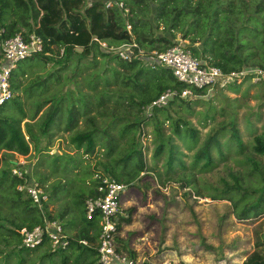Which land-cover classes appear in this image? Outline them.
Masks as SVG:
<instances>
[{
    "label": "trees",
    "instance_id": "1",
    "mask_svg": "<svg viewBox=\"0 0 264 264\" xmlns=\"http://www.w3.org/2000/svg\"><path fill=\"white\" fill-rule=\"evenodd\" d=\"M120 1L128 8L126 18L117 6L105 7L103 0H0V28L4 29L2 36L7 38L21 32L23 38H27L28 34L34 32L41 39L43 51L48 50L52 54L46 57L34 53L29 57L38 56L42 60L50 59L55 64L59 63L56 71L60 72L71 58L90 59L87 64L79 66L73 76L69 74L64 76L71 81L73 87L76 82L80 91L72 92L70 95L62 130L68 133V142L73 147V151L79 152L83 159L90 161L101 151L92 169L94 180L87 182L89 187L86 192L76 196L75 205L80 207L79 220L76 223L59 221L65 233L67 227L75 229V233L71 235L66 233L68 245L65 248H51L44 241L32 249L21 247L18 230L21 227L31 228L41 223L42 214L26 191L16 189V184L22 180L11 173V168L16 166L11 157L14 153L28 154L30 143H33L37 156L40 153L52 156L49 152L53 145L50 139L54 135L51 133V128L63 109L64 96L52 95L55 97L52 98L51 95L48 96L49 92L47 96L43 95L49 85L46 82L48 75L37 79L36 77L43 75L37 74L28 80L31 77L29 76L27 80L19 83L17 88L22 86L28 95L27 90L30 87L36 83L41 86L35 101L30 100L34 109L28 114L23 106L22 96L15 94L10 83L13 95L9 100L12 103L7 100L0 104V197L9 204L14 214V218H7L5 223L0 224V229L4 232L2 241L10 249V252L3 254L0 248V257L3 256L4 260L13 254L17 257L16 264H21L24 260L23 253H35L41 249L38 264L43 261L48 264H99L96 251L99 217L96 212L91 218H86L84 212V200L97 195L94 175H107L117 182L131 186L139 180L140 174L151 171L152 168L145 163L140 141L141 127L146 123L153 125V158H157L163 152L167 154L164 171L166 175L174 172L175 165L185 168L178 156L181 152L172 142L174 137L182 140L188 149L193 147L197 139V128L191 126L190 122L179 113L188 111L191 100L174 97L167 105L154 108L149 116L140 118L143 107L163 90L169 87H183L175 80L169 67L157 61L150 64L148 63L150 58L147 56L130 60L120 59L116 52L101 48L92 39L93 36L106 41L109 45L134 42L147 55L152 50L164 51L174 44L176 34H180L181 38L187 39V47L193 55L210 65L219 67L224 72L252 67L264 69V0H257L254 7L247 6L250 0H240L241 6L236 5L235 0ZM126 21L130 25L129 32L125 28ZM98 58L105 67L102 72H87L82 81L71 80L76 73L84 72L94 66ZM112 59L122 69L130 70L129 73L125 74L121 70L109 67L108 61ZM14 67L11 69L10 78ZM110 69L116 74L124 73V77L135 78L134 87L139 97L134 103L138 113L136 121L122 125L120 116H108L109 108L104 105L105 90L111 88L113 83L105 76L97 78L96 72L106 74ZM45 70L46 68L42 72ZM31 80H36V83L31 84ZM98 83H101L103 92L99 90ZM83 85L87 90L82 89ZM237 87L238 84L231 85V92H237ZM98 91L101 98L95 101L94 95ZM194 92L202 93L204 90H194ZM27 95L25 96L29 99ZM172 107H176L174 113L170 112ZM93 108L96 110L95 113ZM25 117L27 120L23 123V130L21 120ZM106 117H109V121L103 124V119ZM165 122L168 126L167 134L163 132ZM206 125L204 119L202 126ZM228 125L229 128L221 124L207 132L193 153L191 168L197 167L199 171H209L213 168L215 163L212 149L220 150L222 131L230 133L226 141L231 140L239 149L243 148L244 144L235 122L231 121ZM138 127L140 132L132 133ZM119 139H123L120 146H118ZM250 149L264 159V131L253 136ZM67 155L73 159L71 153L68 152ZM60 156L61 154L57 153L53 157ZM3 163L5 166L2 168ZM21 168L23 169V165ZM184 180L186 183L183 187H187L189 178ZM36 182L43 184L41 178ZM230 191H236L234 199L230 197ZM250 195L251 192L242 188L235 178L233 185H226L221 192L213 194L212 198L232 200L236 218L245 220L264 213V184L255 198ZM47 205L46 200L43 202L45 216L55 219L47 210ZM16 209L18 212H15ZM131 210L127 208L125 214L116 216L117 231L122 223L130 222ZM67 212L63 210L59 213V217L62 218ZM80 239L86 240L88 245H81L78 242ZM253 245V250L241 264H264V232L260 236L256 234ZM128 252L132 258L135 256L131 250Z\"/></svg>",
    "mask_w": 264,
    "mask_h": 264
},
{
    "label": "rangeland",
    "instance_id": "2",
    "mask_svg": "<svg viewBox=\"0 0 264 264\" xmlns=\"http://www.w3.org/2000/svg\"><path fill=\"white\" fill-rule=\"evenodd\" d=\"M256 1L250 0L247 6L254 7ZM241 3L240 0H235L236 5L241 6ZM89 61L88 58L79 60L71 58L62 69L65 71L61 73L56 71L59 63L55 64L50 59L42 60L38 56H33L20 60L10 78L14 92L22 96L23 106L28 114L34 109L31 101H35L38 97L41 86L36 83V80H31V84L36 83V85L27 90L28 95L22 86L17 88V85L27 80L29 76L31 77L28 80L37 74H43L36 77L37 79L48 75L46 82L49 85L43 95L47 96L49 92L48 96H64L63 109L51 128V133L54 135L50 139L53 145L49 152L52 156L40 153L38 155L40 159H38L33 143H30L28 154L14 153L11 157L14 164L23 162V169L28 178L31 177L36 181L39 178L42 179L41 186L47 195V210L61 223L68 221L76 223L79 220L80 207L75 205L76 196L86 192L89 187L87 182L94 180L92 169L95 167L96 158L101 154L99 151L100 154L90 161L83 159L79 152L73 151V147L68 142V133L62 130L70 95L72 92L80 91L74 80L82 81L87 72H102L105 67L102 60L98 58L94 66L71 77L74 87L64 76L67 74L73 76L79 66ZM108 66L121 70L125 74L130 71L122 69L113 59L108 61ZM44 68L46 70L42 72ZM96 73L97 78L105 76L113 83L111 88L105 90L104 105L109 108L108 116H120L122 125L136 121L138 113L134 103L139 97L134 87L135 78L124 77V73L116 74L111 69L106 74ZM231 85L233 84L222 88L215 87L213 90L197 93L196 96L184 97L185 100H191L188 104L189 109L187 112L179 113L198 130L197 139L191 149H188L186 144L177 137L172 140L181 152L178 156L185 168L175 165L174 172L166 175L164 171L167 154L163 152L157 158H153V125L146 123L143 126L149 134L143 156L146 165L152 170L140 174L139 180L127 187L125 198L120 200V208L123 214L126 213L127 208L132 209L130 222L122 223L115 236L117 251L132 258L128 252L131 250L134 252L133 258L137 264H241L253 250L256 234L260 236L264 232V213L256 218L240 220L236 218L232 200L212 198L213 194L221 192L226 185H233L235 178L242 188L251 192L250 196L253 198L259 194L264 184V159L250 149L253 136L264 131V82L254 84L249 80L244 81L238 84L237 92H231ZM98 86L103 92L101 83H98ZM82 89L87 90L84 85ZM99 93L100 91L95 93V101L100 100ZM52 98L55 97L52 96ZM7 102L12 103L11 100ZM175 109L176 107H172L170 112L174 113ZM93 110L95 113L96 110L94 108ZM143 117L141 110L140 118L143 119ZM204 119L206 126H202ZM26 120V117L21 120L23 130V123ZM108 121L109 117H106L103 119V124ZM231 121H234L238 128L244 144L243 148L239 149L231 140L226 141L230 133L222 131L220 150L212 149L215 163L213 168L209 171H199L197 167L191 168L193 153L207 132L221 124L229 128L228 123ZM139 132L138 127L132 133ZM163 132L168 133L166 122ZM122 142L123 139H119L118 146ZM56 146L59 148L60 157H53L58 153ZM68 152L73 155V159L68 157ZM4 166V163L1 164L2 168ZM94 170L100 172L98 169ZM186 178H189V184L183 187ZM235 194L236 191L229 192L232 199L235 198ZM63 210L68 212L60 218L59 213ZM15 212H18V209ZM7 218H14V214L9 204L0 197V224L5 223ZM3 233L0 229V248L3 254H7L10 249L2 241ZM66 233L71 235L75 233V229L67 227ZM41 251L39 249L35 253H23L24 260L21 264H38ZM2 257H0V264L17 263V257L13 254L6 260ZM41 264L48 263L43 261Z\"/></svg>",
    "mask_w": 264,
    "mask_h": 264
},
{
    "label": "built area",
    "instance_id": "3",
    "mask_svg": "<svg viewBox=\"0 0 264 264\" xmlns=\"http://www.w3.org/2000/svg\"><path fill=\"white\" fill-rule=\"evenodd\" d=\"M105 7L117 6L122 10L125 18L128 8L120 0H103ZM125 28L129 32L130 25L126 21ZM4 29L0 28V52L4 63L0 64V104L9 100L13 91L10 86V72L17 61L27 58L32 54L50 56V51H43L42 42L34 32L23 38L21 32H17L10 37H3ZM92 39L106 50L116 52L117 56L123 60H130L138 57H149L152 63L157 61L159 64L169 67L175 80L183 85L181 88L169 87L143 107L144 116H149L154 108L167 105L168 101L174 97L196 96L194 90H213L215 87L222 88L228 84H241L249 80L250 83L264 82V69L260 67L240 68L238 70L222 71L219 67L210 65L202 61L191 53L187 47V39L181 38L176 34L175 42L164 51L152 50L145 55L136 43L125 42L119 45H109L104 40H99L93 36ZM136 49V50H135ZM61 52V50H60ZM145 57V58H147ZM153 64V63H152ZM149 134L142 125L140 141L142 152L146 145ZM23 162L16 163L11 168V173L22 180L16 184V189L26 191L32 203L38 207L42 214V222L31 228L21 227L18 232L20 235V246L32 249L46 241L51 248H65L68 245V235L64 232L62 224L57 219L47 218L43 210V202L47 200L44 189L31 177L26 176V172L21 168ZM97 195L87 197L84 200V212L86 218H91L97 212L99 220V233L96 243L97 259L99 264H137L135 258L117 251L115 246V236L117 235L115 218L118 214H123L120 208V200L128 185L117 182L113 178L95 174ZM31 179V180H30ZM81 245L87 246L84 239L78 241Z\"/></svg>",
    "mask_w": 264,
    "mask_h": 264
},
{
    "label": "crops",
    "instance_id": "4",
    "mask_svg": "<svg viewBox=\"0 0 264 264\" xmlns=\"http://www.w3.org/2000/svg\"><path fill=\"white\" fill-rule=\"evenodd\" d=\"M2 63H4V60L2 59V56L0 57V64H2ZM59 146V145H58ZM58 146H56V149H58V153L60 154V152H59V148H58ZM128 190V188L126 189V191ZM126 191L123 193V195H122V198L124 199L125 198V196H124V194L126 193ZM122 200V199H121ZM121 203V202H120ZM117 234H118V232H117Z\"/></svg>",
    "mask_w": 264,
    "mask_h": 264
}]
</instances>
